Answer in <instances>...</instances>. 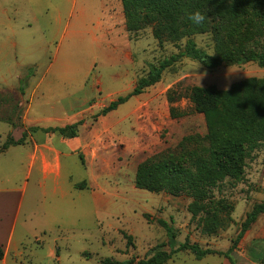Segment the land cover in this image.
Instances as JSON below:
<instances>
[{
	"label": "rangeland",
	"instance_id": "obj_1",
	"mask_svg": "<svg viewBox=\"0 0 264 264\" xmlns=\"http://www.w3.org/2000/svg\"><path fill=\"white\" fill-rule=\"evenodd\" d=\"M99 4L0 0V149L32 127L85 121L75 137L39 131L28 139L30 145L0 154L1 226L7 225L1 206L6 203L9 213L24 192L16 232L24 245L13 247L0 264H136L187 241L227 252L247 215L264 202V144L244 160L238 180L227 179L210 191L196 217L189 195L151 193L138 189L135 179L152 158L177 152L187 163L198 150L179 148L184 138L208 132L190 100L194 87L229 90L264 79V69L253 63L208 69L185 57L165 70L158 84L96 117L186 43H160L151 27L131 33L121 0H108L109 11L102 15ZM194 41L214 53L210 34ZM159 220L172 227L174 238ZM234 252L264 264V214ZM218 259L179 252L165 264H216Z\"/></svg>",
	"mask_w": 264,
	"mask_h": 264
},
{
	"label": "trees",
	"instance_id": "obj_2",
	"mask_svg": "<svg viewBox=\"0 0 264 264\" xmlns=\"http://www.w3.org/2000/svg\"><path fill=\"white\" fill-rule=\"evenodd\" d=\"M126 28L129 32H139L152 28L156 40L178 43L186 41L183 51L153 67L149 75L142 78L132 93L113 101L99 115L106 116L126 104L131 98L140 96L148 88L158 84L168 68L181 59L189 57L208 69L223 65L256 64L264 69V0H121ZM200 11L206 20L195 26L187 20V13ZM210 34L215 44L213 54L199 48L194 41L197 35ZM32 72V71H30ZM27 88L22 82L21 92ZM190 100L196 113L203 115L208 132L186 137L179 148L186 152L195 145L198 150L187 157V163L178 159L177 152L152 158L139 168L135 184L138 189L151 193L171 195L187 194L194 199L189 206L193 217L205 210L202 203L210 191L227 179L238 180L244 171V160L264 144V79H250L233 85L229 90L216 87H194ZM84 120L65 127H32L23 132L21 139L10 138L0 149V154L11 147H21L36 132L75 137ZM186 157V158H187ZM264 214V202L257 204L247 215L237 242L228 252L222 253L203 249L188 241L170 252L161 251L150 259L136 264H165L176 253L190 252L197 260L207 256H224L235 264L231 254L238 241L243 239L248 229ZM168 236L174 238V231L166 222L159 220ZM131 244L128 242V245ZM57 257L58 254L56 253ZM5 252L0 247V261ZM102 264L118 263L110 260Z\"/></svg>",
	"mask_w": 264,
	"mask_h": 264
},
{
	"label": "crops",
	"instance_id": "obj_3",
	"mask_svg": "<svg viewBox=\"0 0 264 264\" xmlns=\"http://www.w3.org/2000/svg\"><path fill=\"white\" fill-rule=\"evenodd\" d=\"M107 1L108 0H98V2L100 3L99 5H100L101 15L105 13V11H109V8L107 6ZM83 2H86V0H83ZM87 6H88V3H87ZM26 145H30V142L28 141ZM14 148H17V147H11L8 151ZM30 150L32 152V146L30 147ZM30 171L32 170L30 169ZM23 198H24V192H21V195L18 196V200L15 202V204L11 205L13 207L9 213L7 212L8 207L6 203H4V206H1V210L3 209L2 215H3V218L6 219L7 225L6 226L0 225V247H2L5 252V257L0 262L5 263V260L7 258V253L13 247H22L24 245L23 243L24 238L21 236V234L16 235L19 222L22 216ZM0 222L2 221L0 220ZM213 256L219 258L218 263L216 264H232L231 261L224 256H219V255H213ZM207 257H211V256H207ZM231 259L233 260L235 264H259L255 260H253L252 257L249 256L247 253L234 252L231 256Z\"/></svg>",
	"mask_w": 264,
	"mask_h": 264
},
{
	"label": "clouds",
	"instance_id": "obj_4",
	"mask_svg": "<svg viewBox=\"0 0 264 264\" xmlns=\"http://www.w3.org/2000/svg\"><path fill=\"white\" fill-rule=\"evenodd\" d=\"M186 15H187V20L195 26L202 25L206 20L205 15L202 14L200 11H194L191 13H187Z\"/></svg>",
	"mask_w": 264,
	"mask_h": 264
}]
</instances>
